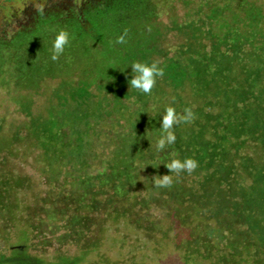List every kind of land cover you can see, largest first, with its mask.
Segmentation results:
<instances>
[{"label": "rangeland", "instance_id": "1", "mask_svg": "<svg viewBox=\"0 0 264 264\" xmlns=\"http://www.w3.org/2000/svg\"><path fill=\"white\" fill-rule=\"evenodd\" d=\"M55 1L0 0V264H183L169 256L95 260L96 250L85 252L89 259L70 257L91 246L105 209L129 198L134 187L135 219L172 223L180 212L175 205L197 212L201 237L184 230L177 235L197 244L202 238L203 249L228 253L185 264H264V51L245 54L244 66L232 63L239 46L225 48V39L213 43L206 0L184 9L173 4L167 15L147 23L146 36H131L122 57H109L106 66L99 56L100 79L78 102L59 86L62 77L26 80L24 67L13 60L18 50L12 43L34 38L36 6ZM254 2L264 10V0ZM244 36L237 34L238 40ZM219 47L230 54L212 63ZM193 58L210 60L211 72ZM171 59L179 65H172L174 75L186 73L184 81L169 79L166 67L151 94L129 86L133 62L161 67ZM73 77L66 76V83ZM166 106L178 114L191 107L195 119L175 125V143L157 152ZM172 152L195 159L198 167L191 174L171 173L172 186L156 188L152 177L170 174L164 165ZM11 211L18 213L14 223ZM106 248L102 243L100 250Z\"/></svg>", "mask_w": 264, "mask_h": 264}, {"label": "trees", "instance_id": "2", "mask_svg": "<svg viewBox=\"0 0 264 264\" xmlns=\"http://www.w3.org/2000/svg\"><path fill=\"white\" fill-rule=\"evenodd\" d=\"M197 1L56 0L44 9L43 14L38 11L34 14L33 18L35 17L36 21L31 30L34 38L22 37L12 43V46H15L18 50V52H15L16 55L13 60L16 61L17 66L24 67L22 78H26V80L32 81L31 79H33L35 83H39L40 79L44 77H50L51 79L58 76L62 77L64 80L59 82V86H67L69 96L72 93L79 102L85 93L84 90L100 79L98 76H101V74L97 73L100 64L98 61L99 56H104L102 61L108 66L106 62H110L111 58L109 57L120 58L123 56V51L127 50L124 47L125 43H116L117 37L125 30L128 33L127 42L130 41L135 32L146 36L147 23L167 15L173 9V4L184 9L183 6L188 4L200 6ZM206 2L207 6L204 8L203 14H205L204 17L209 18L207 31L213 43L219 45L225 39V48L233 45L236 48L239 46V52L235 54L236 56L232 54V56H235V58L232 57V63L239 62L236 64L244 66L245 54H251V52L257 54L260 50L264 51V10L257 6L254 0H206ZM38 23L41 25H38ZM60 30L69 33L70 43L65 47L64 53L59 59L53 61L51 59L52 42ZM240 31L246 33V36H244V39L238 40L237 34H240ZM258 34H261L260 39L249 40L253 39L254 36H258ZM222 36L224 37L221 38ZM35 47L36 49H34ZM203 52L206 54L207 50H203ZM215 52L216 54H211L212 63L218 61L219 58L223 62L230 54L228 51L220 49V47ZM197 59L193 58L192 60L199 61V64H202L210 73L212 66L210 60L204 63V61L201 62ZM56 62L61 63L60 69L52 68ZM173 64L179 67L173 59L169 60L166 65L161 66L164 71L167 70L166 67L169 69L166 76L173 81L175 79L184 81L187 78L186 73L175 70L177 74L174 75ZM105 68L106 70L109 69V67ZM243 72L244 69L241 70V74ZM48 75L49 77H47ZM68 75L77 76V79L75 77L70 78L67 80L69 83H66L65 78ZM69 98L72 100L73 96ZM223 118L226 121L233 119V117L229 119L227 116H222ZM137 189L134 187L129 193L130 197L125 201L119 204L112 203L105 209L102 219L99 220V231L91 242V246L84 251H80L79 255L76 252L70 253V257L80 256L89 259L91 256L85 252L96 250L97 253L92 258L95 260L106 257L115 260H133L137 256V258H148L145 260L153 261V257L159 259L169 256L185 264L191 259L199 262L204 256H207L213 261L214 259H220V255L225 256V254H228L221 252L220 248L209 247L203 249L201 245L203 246L206 242L202 238L197 239V244L191 238L181 236V233L177 235L178 230H184L192 235L199 234L201 237L203 232L198 227L199 215L197 212H189L175 205V209L180 212L174 215V222L172 223L161 222L160 224L151 225L146 219H135L133 216L138 211L139 206L133 198H136L139 194ZM17 214L11 211V222L14 223ZM122 229H126V231ZM130 230L141 232L143 239L138 238L132 232V234L128 233ZM102 243L106 244L109 249L111 248L112 255L108 253L109 249L107 248L100 250ZM70 246L72 248L74 245H69L67 248ZM130 246H133L135 252L125 254V250Z\"/></svg>", "mask_w": 264, "mask_h": 264}, {"label": "clouds", "instance_id": "3", "mask_svg": "<svg viewBox=\"0 0 264 264\" xmlns=\"http://www.w3.org/2000/svg\"><path fill=\"white\" fill-rule=\"evenodd\" d=\"M36 9L43 14L44 6L37 5ZM127 30L117 37L116 43H127ZM69 33L65 30H60L52 42L51 59L56 61L64 53L65 47L69 45ZM132 78L129 81V86L132 89L138 90L144 94H151L153 87L156 85V78L164 76V69L158 65V62L147 63L133 62L131 64ZM174 102V98H173ZM195 119V114L191 107H185L182 114H178L176 109L171 106H166L160 126V135L156 139L155 148L157 152L163 151L166 147L173 145L176 141V136L173 131L175 125L180 123H192ZM178 154L170 153V160L164 166L168 169L169 175L153 176V185L156 188H170L173 184V176L171 173L180 175L181 172L193 173L198 167V163L193 158H185L183 160L177 158Z\"/></svg>", "mask_w": 264, "mask_h": 264}]
</instances>
